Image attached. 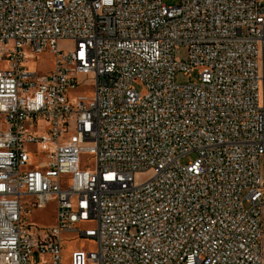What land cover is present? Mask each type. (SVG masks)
<instances>
[{"label":"built area","instance_id":"obj_1","mask_svg":"<svg viewBox=\"0 0 264 264\" xmlns=\"http://www.w3.org/2000/svg\"><path fill=\"white\" fill-rule=\"evenodd\" d=\"M0 62V264H264V0H0Z\"/></svg>","mask_w":264,"mask_h":264},{"label":"rangeland","instance_id":"obj_2","mask_svg":"<svg viewBox=\"0 0 264 264\" xmlns=\"http://www.w3.org/2000/svg\"><path fill=\"white\" fill-rule=\"evenodd\" d=\"M177 0H164L166 4H174ZM61 48L68 47L69 45L66 43H59ZM187 57V48L185 45H178L175 48V58L178 60H184ZM29 68H33L38 70L41 73H45L48 69L51 68L52 65V57L49 52H43L38 54L36 59L33 62H27L26 64ZM0 66H4V63L0 62ZM198 69H194L192 73L189 75H182L179 74L176 77V80L179 83H186V82H196L197 78L196 75L198 73ZM90 78V77H89ZM87 84L90 83V80L86 82ZM131 87L138 91L139 93H143L144 89L142 85L138 81H133ZM194 159V154L189 153L180 158L181 163H187ZM93 157L88 154L82 155V162L81 168L85 169L88 168L91 170ZM35 162L34 157H31L29 165H33ZM29 211L25 215L24 209V216L23 219L26 222L31 223V230L36 231L38 228H48L53 225L54 223V214H55V206L53 202H50L46 205L43 209L38 208H28ZM81 249L83 251H93L94 250V242L90 239L79 238L77 235L74 234H67L63 237L62 241V256L64 262H67L70 257V253L73 250Z\"/></svg>","mask_w":264,"mask_h":264}]
</instances>
